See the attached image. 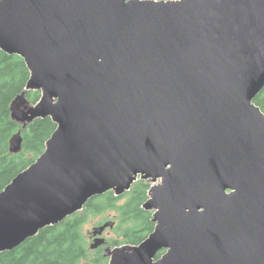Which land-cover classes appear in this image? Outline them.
Wrapping results in <instances>:
<instances>
[{"label":"water","instance_id":"obj_1","mask_svg":"<svg viewBox=\"0 0 264 264\" xmlns=\"http://www.w3.org/2000/svg\"><path fill=\"white\" fill-rule=\"evenodd\" d=\"M0 49L31 74L12 119L57 126L0 193V254L141 179L154 231L109 264H264V0H0Z\"/></svg>","mask_w":264,"mask_h":264},{"label":"trees","instance_id":"obj_2","mask_svg":"<svg viewBox=\"0 0 264 264\" xmlns=\"http://www.w3.org/2000/svg\"><path fill=\"white\" fill-rule=\"evenodd\" d=\"M30 77L21 57L0 49V193L42 156L57 129L51 118L37 119L25 128L12 119V104L26 91ZM25 99L28 107H34L41 99V92H26ZM255 103L264 112V90ZM19 132L23 139L22 151L12 154L10 143ZM150 189V181L138 180L123 196L111 191L95 197L83 211L45 228L17 249L1 253L0 264H109L106 252L109 246H136L154 231L153 214L144 209ZM112 214L118 218L114 227L116 238L107 246L92 250L87 224L95 217L106 215L104 218H107Z\"/></svg>","mask_w":264,"mask_h":264},{"label":"rangeland","instance_id":"obj_3","mask_svg":"<svg viewBox=\"0 0 264 264\" xmlns=\"http://www.w3.org/2000/svg\"><path fill=\"white\" fill-rule=\"evenodd\" d=\"M160 182L161 181L158 180V181H156L155 184H159ZM151 184H153V183L151 182ZM149 198H150V194H149ZM153 213H154V211H152V214ZM104 216H106V215H104ZM104 216L95 217L94 219L89 221V223L86 226V232L88 233L89 236L92 234L91 232L93 231V229L96 226H99V222L103 221V223H104V222L108 221L109 223H112L114 227L118 223V218L115 214H112V215H110V217H107V218H104ZM114 227L106 229V232L101 236L104 239L106 238L105 240H107V244H109L111 242V240L116 238V236H117L115 233ZM117 240H119V238ZM92 244H93V239H92V241L90 240V246ZM120 247H122V246H120ZM111 248L114 249L116 247H111ZM117 248H119V247H117ZM108 257L110 260V256H108ZM89 264H91V262Z\"/></svg>","mask_w":264,"mask_h":264}]
</instances>
